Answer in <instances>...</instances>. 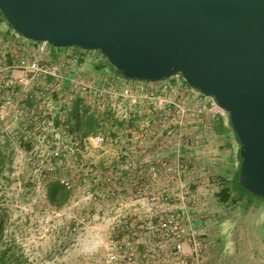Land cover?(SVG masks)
<instances>
[{
    "label": "built area",
    "instance_id": "2783aa9c",
    "mask_svg": "<svg viewBox=\"0 0 264 264\" xmlns=\"http://www.w3.org/2000/svg\"><path fill=\"white\" fill-rule=\"evenodd\" d=\"M74 48L28 40L0 13V230L11 206L49 204L58 182L72 194L54 213L67 211L70 233H85V264H214L193 187L217 195L221 182L190 170L180 148L203 149V135L188 131L231 123L229 115L181 75L128 80L100 51ZM74 116L94 129L72 130ZM132 153L159 155L140 169Z\"/></svg>",
    "mask_w": 264,
    "mask_h": 264
},
{
    "label": "water",
    "instance_id": "95a60500",
    "mask_svg": "<svg viewBox=\"0 0 264 264\" xmlns=\"http://www.w3.org/2000/svg\"><path fill=\"white\" fill-rule=\"evenodd\" d=\"M14 31L100 51L128 80L181 75L229 115L239 183L264 199V0H0Z\"/></svg>",
    "mask_w": 264,
    "mask_h": 264
},
{
    "label": "crops",
    "instance_id": "0c3cea01",
    "mask_svg": "<svg viewBox=\"0 0 264 264\" xmlns=\"http://www.w3.org/2000/svg\"><path fill=\"white\" fill-rule=\"evenodd\" d=\"M5 26L7 29V24L4 23L3 27ZM74 51L81 50L75 47ZM109 70L116 73L110 67ZM91 123L94 125L91 118L76 119L74 116L72 130L78 131L82 128L84 131L86 124ZM196 126L188 131L187 138L191 139L197 134L203 135L204 147L199 150L181 145L182 159L189 163L190 170L207 171L213 184L211 186L217 187L224 179L232 183L240 165V144L231 123L214 125L208 131H204L202 123ZM132 154L134 162L140 169L147 168L146 163L154 161L159 155ZM170 154L175 157L174 153L170 152ZM108 156V160L111 161L110 155ZM163 188L164 186H156L154 192L161 193ZM193 191L200 196L201 203L204 204L201 210L206 211L207 218L203 222H197V227L205 230L203 233L211 243L210 256L213 263L264 264V201L244 195L238 208H227L221 204L217 195L209 194L208 191L200 188L196 190L195 186ZM210 221H212L211 225ZM226 252L232 253L229 255Z\"/></svg>",
    "mask_w": 264,
    "mask_h": 264
},
{
    "label": "rangeland",
    "instance_id": "374dc122",
    "mask_svg": "<svg viewBox=\"0 0 264 264\" xmlns=\"http://www.w3.org/2000/svg\"><path fill=\"white\" fill-rule=\"evenodd\" d=\"M109 67L113 68L110 63ZM168 158L174 161L171 154ZM54 210L50 204L35 203L32 198L22 213L16 206L10 207L11 216L0 234V251L9 249L2 264H45L52 259H58L60 264H85V233H70L68 226L72 220L68 212L58 215ZM1 217L5 219L0 214Z\"/></svg>",
    "mask_w": 264,
    "mask_h": 264
},
{
    "label": "trees",
    "instance_id": "16d2710c",
    "mask_svg": "<svg viewBox=\"0 0 264 264\" xmlns=\"http://www.w3.org/2000/svg\"><path fill=\"white\" fill-rule=\"evenodd\" d=\"M114 71L117 74L121 75V73L117 71L116 69H114ZM85 127L86 128L83 129L84 130L83 133L85 134L87 131L94 129V125L92 123L88 125L86 124ZM6 162L7 160L5 159L4 155L0 152V174L3 171L6 165ZM240 166H241V163L239 165V169L235 176V179L232 183H229L228 181L224 179V181L220 184L221 190L217 194V197H218V200L221 202V204H223L227 208L229 207L238 208V206L241 203V200H243L244 195L245 196L249 195L252 198L260 199L264 201L263 198L257 197L249 193L248 191H246L243 187H241L239 183ZM71 194L72 193L68 191L62 184L58 182H54L48 188V202L52 207L56 209H61L70 201ZM0 232H2V229L0 230ZM8 250L9 249L6 248L5 251H0V264L5 262V257L7 256Z\"/></svg>",
    "mask_w": 264,
    "mask_h": 264
}]
</instances>
